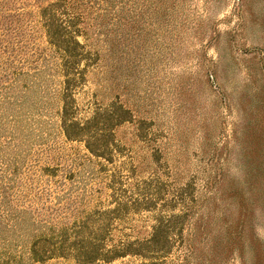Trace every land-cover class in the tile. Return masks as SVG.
Returning a JSON list of instances; mask_svg holds the SVG:
<instances>
[{
    "label": "rangeland",
    "instance_id": "374dc122",
    "mask_svg": "<svg viewBox=\"0 0 264 264\" xmlns=\"http://www.w3.org/2000/svg\"><path fill=\"white\" fill-rule=\"evenodd\" d=\"M21 1L0 106V264H264V0ZM52 4L73 22L59 39L39 17ZM73 39V119L126 111L109 159L62 130ZM91 237L130 248L81 263Z\"/></svg>",
    "mask_w": 264,
    "mask_h": 264
},
{
    "label": "trees",
    "instance_id": "16d2710c",
    "mask_svg": "<svg viewBox=\"0 0 264 264\" xmlns=\"http://www.w3.org/2000/svg\"><path fill=\"white\" fill-rule=\"evenodd\" d=\"M18 2L22 1L0 0V67H5L4 65L11 63L9 61H12L17 57L18 59H20L19 53L22 51V39L20 38L21 25H18L17 19L14 20V18L18 15V10L16 8V4L18 5ZM56 7L57 4H52L50 6L42 8L39 7L38 10L39 17L42 20V27L45 28L46 34L51 39L56 37H58L59 39L58 32L63 28H71L70 25H72L73 23L71 19H69L70 17L66 19L64 23L57 22L55 19L57 12ZM67 32L68 31H65V34H68L69 38H71V35L75 34L74 31L72 32L71 30L69 31V33ZM73 40L75 44L74 49L62 48V53H64V56L68 59L66 63L63 64V66H65L63 69V73L66 77V79L64 80V82L66 83V87H64L63 89L64 100H66L65 98H67V96H69V94L71 93V89L74 86L75 81L77 80L76 73H72L74 72L72 70L75 62L73 59H76V57L79 55L77 51L80 50L81 45L76 39ZM7 69H9V72L6 73L5 76L1 74L0 71V106H3L2 104L4 103H9L10 100L8 91L11 87L10 84L6 85V78L8 77V75L14 76V74H18L16 73V68L12 69L11 71L10 66H6L5 70ZM5 108L6 107H2V109L0 108V120L3 114H5L6 112ZM73 112L74 111L71 103L67 100L64 101L61 111V125L65 137L70 140L83 139L86 148L91 153L109 159V154H111L110 147H108L109 145L107 143L108 137L111 135V130L108 127L109 122L113 121L115 122V124H118L121 120H123L122 115L124 113L126 114V111L119 107L117 108V110L112 112L96 111V113L91 118L85 120L83 123L73 119ZM98 243H101V241H98V239H94L92 237L89 238L88 241L83 239L81 243L82 245L78 249V254L76 255L78 257V260H80L81 263H91L94 259H100L106 262V260L108 261L110 259H113L114 257L123 256V254L127 252L128 248H130V245H127L126 247H120L119 249L103 251ZM147 243L149 244L148 247L150 248L154 244L153 240H149L147 241ZM37 250L41 253L44 249L43 247H41L40 249L37 248ZM156 251L160 250L157 249ZM33 255L37 257V251L34 250ZM44 257L48 256L44 255ZM153 259H155V257H152L150 262L142 264H156Z\"/></svg>",
    "mask_w": 264,
    "mask_h": 264
}]
</instances>
